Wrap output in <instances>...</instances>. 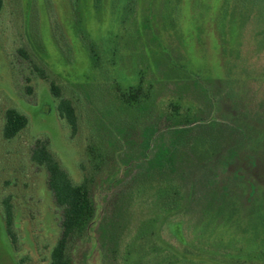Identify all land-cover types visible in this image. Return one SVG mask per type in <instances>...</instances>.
Wrapping results in <instances>:
<instances>
[{
  "label": "rangeland",
  "instance_id": "rangeland-1",
  "mask_svg": "<svg viewBox=\"0 0 264 264\" xmlns=\"http://www.w3.org/2000/svg\"><path fill=\"white\" fill-rule=\"evenodd\" d=\"M29 1L3 0L0 14V200L13 198L17 235L0 210V264H48L60 235L37 139L91 182L96 214L73 264H264L263 4L226 16L224 0H33L30 15ZM51 81L74 101L75 134ZM138 86L142 101L123 103ZM171 104L191 108L177 145ZM11 107L29 125L7 141ZM180 178L193 196L173 210L162 194Z\"/></svg>",
  "mask_w": 264,
  "mask_h": 264
},
{
  "label": "trees",
  "instance_id": "trees-1",
  "mask_svg": "<svg viewBox=\"0 0 264 264\" xmlns=\"http://www.w3.org/2000/svg\"><path fill=\"white\" fill-rule=\"evenodd\" d=\"M94 2L97 7L100 5L101 0H94ZM259 2L264 6V0H252L251 2L250 0H224L220 14L227 16L233 13V11L241 13L248 12L249 6H251V9H257L258 5H260ZM3 4V0H0V14L3 9ZM34 4L33 0L27 3L30 15H32ZM221 20V43L223 47H227V45L233 43L232 40L234 38L231 36L232 31L229 33V29L225 24L228 19L221 18ZM245 20L246 18H243L239 21L241 27L245 25ZM252 21L255 22L254 26L264 29V18L252 17ZM255 37L262 38L260 46L264 47V32H259ZM38 71L41 78L48 79V76L43 70L38 69ZM50 84L56 110L59 116L68 124L72 133L75 134L78 129V114L74 101L61 93V88L55 81H51ZM144 97L145 93L141 86L131 88L127 93L121 94V100L129 106L137 105ZM170 107L169 112L172 119L171 128L174 130L173 143L177 145L179 143H177L178 133H176V128H185L191 125L192 122L188 118V115L191 113V108H186L185 112H181V107L177 105L171 104ZM28 125L29 119L25 113L15 107L7 109L2 130L3 138L7 141L15 139ZM96 159L102 161L104 158ZM162 159L163 161L159 165L160 168L164 169L170 163L172 168L174 167L175 161L173 158ZM98 160L96 162L93 161V163L94 166L99 168ZM31 161L47 173L46 185L52 194L54 204L59 212L58 225L60 235L55 245L51 247L48 264H73L72 248L87 234L96 214V206L91 195L90 179H84L81 183L75 182L51 151L49 142L46 139L36 140L31 152ZM181 178L178 179L177 185L173 186L170 192L167 190L166 193L163 192L162 194L163 198L169 202L167 203L172 206L173 210L178 209L183 201L189 200L193 196L191 191L188 192L186 187H183L181 184L183 180ZM212 182L216 183L218 181L214 180ZM12 199V196L1 199L0 210L3 214L6 234L16 246L17 235L14 231L16 228V216Z\"/></svg>",
  "mask_w": 264,
  "mask_h": 264
}]
</instances>
